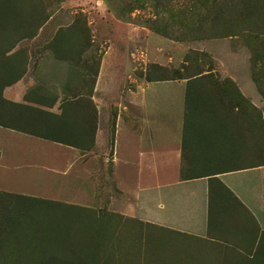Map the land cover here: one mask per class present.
I'll use <instances>...</instances> for the list:
<instances>
[{
	"label": "crops",
	"instance_id": "obj_1",
	"mask_svg": "<svg viewBox=\"0 0 264 264\" xmlns=\"http://www.w3.org/2000/svg\"><path fill=\"white\" fill-rule=\"evenodd\" d=\"M116 23L115 31L119 28L120 32H116L105 53L99 55L97 62L85 58L89 51L97 49L94 43L86 45L84 65L78 68H72L65 61L35 59L29 48L27 72L5 88V98L54 113H60L59 106L64 97L78 94L91 99L98 115L95 144L91 149L83 150L54 142L68 151L67 160L63 155L66 164L63 173L73 170L77 163H83L81 169L88 172L90 166L87 163L105 158L104 161L109 160L111 164L115 185V191L105 205L125 217L204 240L221 256L219 264H264V164L244 169H224L220 165L217 174L188 180L176 174L168 177L166 172L150 167L151 164L183 163L185 156L199 163L260 162L255 152L247 154L245 150L243 134L247 124L244 114L240 116L238 108H212L199 113L201 117L191 125L195 132L214 128L224 135L219 142L203 140L191 144L185 153L183 135L188 79L150 80L148 30L138 25L134 28L130 22L116 20ZM228 44L227 39H210L202 43L200 51L214 54L221 77L231 79L243 97L264 115V97L253 79L249 60L241 50L232 49ZM20 47L22 44L16 50ZM44 48L46 45L39 49ZM188 49L185 55L191 50ZM168 54H173L169 63L179 61L173 51ZM56 96L55 105L47 102L48 99L52 102ZM106 98L113 102L107 106L108 115L103 116ZM42 99L45 102H41ZM110 114L113 126L108 123ZM0 127L5 130L0 132V170L14 171L22 154H32L21 148L39 145L31 139L20 138V135L46 140ZM51 157L52 163L58 162L59 157ZM121 162L125 164L124 171H120ZM52 169L57 171V167ZM92 171H95L94 166ZM224 186L241 204L223 194ZM96 187L100 186L97 184Z\"/></svg>",
	"mask_w": 264,
	"mask_h": 264
},
{
	"label": "rangeland",
	"instance_id": "obj_2",
	"mask_svg": "<svg viewBox=\"0 0 264 264\" xmlns=\"http://www.w3.org/2000/svg\"><path fill=\"white\" fill-rule=\"evenodd\" d=\"M44 1L47 4V12L54 9L56 13L40 29L36 38L27 39L21 43L22 46L32 49L35 59L39 57L45 60L54 59L50 53L42 52L39 48L51 42L61 28L73 26L79 33L78 36H74L77 42L84 45L96 44V51H89L85 58L97 62L99 55L105 53L113 41L112 38L116 37V32H120L119 28L115 31L116 20H119L122 23H132L134 28L138 25L140 28L144 27L148 30L150 72L153 76L170 77L174 76L176 72H180L185 53L189 50L188 48H191V53L186 59L188 61L187 75L211 68L216 70V74L224 80L221 77V72L218 71L219 65L214 54L210 55L205 51H200L203 49L202 43L210 39H227L228 46L241 50L244 57L249 60L251 73H253L252 58L255 54L260 56L259 65L264 61L262 37L252 38L242 32L250 20H246L248 14L252 13L254 17L264 15V4L258 1ZM216 15L222 16L214 23L219 27H216L215 31H211L212 16ZM123 31L125 32V28ZM229 34H236L238 37L225 38ZM176 45L180 46L177 48L178 50L174 47ZM213 49L216 53V49ZM169 51L178 55L179 61L169 63L170 58L173 57V54H168ZM164 53L165 56H163ZM85 58L83 55L79 57V66L84 65ZM161 63H167V65L162 66ZM92 65L93 62H91ZM109 102L113 101L106 98L107 104L103 109V116L108 115ZM238 102L242 104L240 100ZM108 123L113 126L111 114L108 116ZM0 132H5V130L0 127ZM20 138L31 139L38 142L39 145L32 144L30 147L21 148L25 152H32V154H22L16 164L18 168L14 171L0 170V191L78 205L86 210L94 211L97 216L103 218L102 221L107 229L106 238L103 237V239L109 242L108 246L97 248V255L101 259L100 264L220 263L221 256L215 247L204 240L165 231L139 219L125 217L110 208L109 205H105L109 196L115 191L109 160L104 161L105 158L97 159L96 162L91 160L87 163L88 167L90 166L88 172L81 169L83 163H77L74 169L66 174L63 173L66 167L63 155L66 160L69 155L65 147L28 135H20ZM51 156L59 157L58 162L52 163ZM6 165H10V163H6ZM93 166L95 171H92ZM54 167H57L56 172L52 169ZM150 167L151 170L157 169L166 172L168 177H172L173 174L178 177L182 175V162L158 164V166L151 164ZM119 168L120 171L125 170L124 162L120 163ZM97 184L100 187L97 188ZM83 215L87 222L92 221L93 216L90 212H84Z\"/></svg>",
	"mask_w": 264,
	"mask_h": 264
},
{
	"label": "trees",
	"instance_id": "obj_3",
	"mask_svg": "<svg viewBox=\"0 0 264 264\" xmlns=\"http://www.w3.org/2000/svg\"><path fill=\"white\" fill-rule=\"evenodd\" d=\"M254 1L264 4V0ZM47 11L44 0H0V126L89 150L95 144L98 123L97 109L91 99L78 94L71 98L64 97L59 106L60 113H54L13 103L4 96L5 88L19 81L27 72L30 50L27 46L16 50L17 46L39 35L40 29L56 13L54 9ZM252 15H247L246 20H250L242 32L252 38L262 37L264 41V15ZM212 17L211 31H215L219 26L214 23L222 16ZM78 35L76 27L61 28L42 52L49 50L55 60L68 62L72 68H78L79 57L86 50V45L74 39ZM233 36L238 37L236 34L225 37ZM190 53L185 55L181 71L174 76L158 77L149 72L150 80L188 79L183 151L186 153L191 144L203 140L219 142L224 135L221 130L214 128L195 132L191 125L201 117L199 113L212 108H238L247 124L243 134L245 150L247 154L255 152L261 161L240 164L199 163L185 156L181 177L188 180L211 176L219 173L217 167L220 165L224 169H244L264 164V115L259 114L258 109L243 97L231 79L222 80L216 70L209 68L187 75L186 59ZM252 59V76L264 97V61L259 65L260 56L256 54ZM95 73L97 75V69ZM57 100L58 96L52 102L49 99L47 102L53 106ZM41 102L45 101L42 99ZM222 190L223 194L241 204L228 188L224 186ZM87 211L93 216L90 223L83 215ZM102 220L94 211L82 206L0 191V264H100L97 248L106 247L109 243L103 239L106 238L107 229Z\"/></svg>",
	"mask_w": 264,
	"mask_h": 264
}]
</instances>
